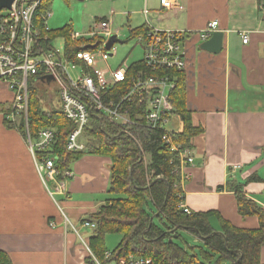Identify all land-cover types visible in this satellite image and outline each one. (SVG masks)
I'll list each match as a JSON object with an SVG mask.
<instances>
[{
  "label": "crops",
  "instance_id": "0c3cea01",
  "mask_svg": "<svg viewBox=\"0 0 264 264\" xmlns=\"http://www.w3.org/2000/svg\"><path fill=\"white\" fill-rule=\"evenodd\" d=\"M180 3L181 11H164L158 0L154 12L174 16L164 30L190 34L183 42L186 69L180 83L190 124L202 132L188 144L193 163L181 171L183 203L192 213L211 212L235 228L257 229L255 217L237 213L235 188L264 211V0ZM214 21L223 33L217 55L202 51L198 37ZM243 33L249 38L245 45ZM173 120L170 129L182 132V122ZM109 168L110 161L98 156H84L72 165L66 193L55 197L70 223L80 226L106 202ZM57 208L22 136L0 126V252L11 264H87L91 232L84 239L86 249ZM210 223L219 230L215 217ZM260 262L264 264V247Z\"/></svg>",
  "mask_w": 264,
  "mask_h": 264
},
{
  "label": "built area",
  "instance_id": "2783aa9c",
  "mask_svg": "<svg viewBox=\"0 0 264 264\" xmlns=\"http://www.w3.org/2000/svg\"><path fill=\"white\" fill-rule=\"evenodd\" d=\"M44 1L13 0L10 8L0 10V86L4 87L0 88V94H8L6 101L0 95V104L8 107L4 121L19 133L22 128L23 133L20 135L42 185L54 204L58 207L55 197L66 193V181L73 177V173L65 172L61 182L56 180L57 157L46 154L55 143V130L42 128L33 136L28 116L32 92L42 103L45 93L51 89L57 97L59 108L43 106L45 110H57L73 125L65 139V150L68 153L85 151L83 131L92 116L118 128L136 143L139 141L138 135L132 129L144 126L160 130L162 144L177 160L172 173L180 179L175 185L180 191L181 171L185 165H191L193 160L187 148L174 142V131L169 129V125L174 118L179 119L172 114L174 108L171 93L177 84L174 75L186 69L183 42L189 37V32L160 31L147 25L143 33L135 35L143 51L141 61L111 70L100 67L116 55L114 44L106 49L112 36L119 39L118 31H112L111 20H95L87 32L82 34L69 32L64 46L56 49L46 25L52 12L49 8L40 11ZM160 7L164 11L174 12L183 9L180 0H160ZM110 15L113 16V12ZM217 29L218 23L211 22L200 31L198 37L204 42ZM241 39L243 45L248 43L246 33L241 35ZM139 63L143 69H134ZM146 70L154 75L146 74ZM179 197V209L190 215L192 212L184 205L182 193ZM64 225H68L66 218ZM50 226L54 228V224ZM81 228L93 229L94 225L84 222ZM71 229L87 249L85 240L76 228ZM87 251L97 263L91 252ZM108 257L106 253L105 258ZM129 264L150 262L131 260Z\"/></svg>",
  "mask_w": 264,
  "mask_h": 264
},
{
  "label": "trees",
  "instance_id": "16d2710c",
  "mask_svg": "<svg viewBox=\"0 0 264 264\" xmlns=\"http://www.w3.org/2000/svg\"><path fill=\"white\" fill-rule=\"evenodd\" d=\"M47 8L48 5L43 4L40 11ZM145 30L142 27L132 32L138 35ZM134 69H143V66L139 63ZM146 74L154 75L149 70H146ZM180 74H175L177 84L171 93V101L174 108L172 114L179 118L184 127L180 133L173 132L172 137L174 142L189 148L190 139L202 131L190 124L189 113L183 105ZM7 110V106L0 109L4 113ZM28 116L33 136L42 128L55 130V143L46 154L57 157L55 167L58 182L64 179L65 172H72V165L84 156H98L110 161L106 191L110 198L95 214L80 223L89 222L94 225L88 241L98 264H129L131 260L148 261L150 264H262L260 251L264 247V211L247 200L237 187V213L242 218L255 217L258 220L257 229L235 228L211 212L183 213L179 209L181 192L175 188L179 178L172 173L177 160L162 144L160 130L144 126L132 129L138 135L139 141L136 143L118 128L92 116L83 131L85 151L68 153L65 150V139L73 125L57 110H45L35 92H32L30 98ZM213 217L219 223V230H215L210 223ZM180 231L188 232L202 241L204 247L200 248L199 255L203 261L198 260L199 255L194 253V249L188 251L176 241L187 245ZM112 234L119 235L121 239L113 251H107L105 238ZM106 253L109 254L108 258H105ZM97 263L88 256L87 264ZM0 264H11L2 252Z\"/></svg>",
  "mask_w": 264,
  "mask_h": 264
},
{
  "label": "rangeland",
  "instance_id": "374dc122",
  "mask_svg": "<svg viewBox=\"0 0 264 264\" xmlns=\"http://www.w3.org/2000/svg\"><path fill=\"white\" fill-rule=\"evenodd\" d=\"M43 4L48 5L49 10L52 12V16L46 21V25L50 30V38L54 39L52 45L56 49H60L64 46V40L68 37L69 32L82 34L87 32L95 20H111L112 31H118V40L120 42H125L124 44H114L113 49L116 55L108 60L106 65L100 66L110 68L111 70L122 67L124 64L131 65L141 61L143 51L137 44L136 37L132 32L133 30L147 23L153 25L154 27H152L154 29L165 31L164 29H167V27L173 23L171 18L174 17L169 15L171 18H168V15L154 12V10L158 9V0H148V5L146 6H144V0H89L86 2H79L76 0H45ZM145 11L148 13L146 16L144 15ZM111 12H113V16L110 15ZM66 31H68L67 34ZM0 88L4 89L3 86H0ZM0 95L4 100L8 98L7 93H2ZM42 104L46 107L59 108L57 97L53 94V89L45 93ZM6 106L7 105H0L1 108H6ZM174 120H176V118H174ZM0 122V126L5 131L19 133V131L11 128L4 121V111H0ZM103 198L104 200L108 199L110 195L104 194ZM56 201L59 207L57 208L58 212L62 217L65 215V218L68 220L67 226L76 228L82 238L86 239L91 229H83L81 225L79 226L77 223H70V216L67 211L63 210V202L61 199L59 201L58 198ZM65 218L63 217V219ZM156 223L159 224L158 221ZM179 234L187 245L184 246L182 242L176 241L188 251H191L190 248L194 249V253L199 255L200 248L204 247L203 243L195 241L194 236L188 232L180 231ZM120 239V236L116 234L107 235L105 238L106 250L113 251L120 242ZM198 260L203 261L201 255L198 256ZM211 264L215 263L213 262Z\"/></svg>",
  "mask_w": 264,
  "mask_h": 264
},
{
  "label": "water",
  "instance_id": "95a60500",
  "mask_svg": "<svg viewBox=\"0 0 264 264\" xmlns=\"http://www.w3.org/2000/svg\"><path fill=\"white\" fill-rule=\"evenodd\" d=\"M13 0H0V10L2 8H10ZM223 33L214 32L206 41L200 45L202 51L217 55L220 53L222 48ZM125 42H120L115 36H112L106 45V49H109L112 44H124Z\"/></svg>",
  "mask_w": 264,
  "mask_h": 264
}]
</instances>
